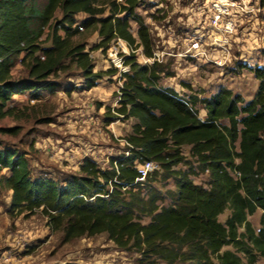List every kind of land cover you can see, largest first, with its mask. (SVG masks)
Instances as JSON below:
<instances>
[{"label":"trees","instance_id":"16d2710c","mask_svg":"<svg viewBox=\"0 0 264 264\" xmlns=\"http://www.w3.org/2000/svg\"><path fill=\"white\" fill-rule=\"evenodd\" d=\"M140 4L0 0V118L12 112L8 103L14 95L28 92L39 99L40 91L58 86L50 77L71 66L86 89L115 75L112 67L94 71L85 43L72 39L87 32L98 38L92 49L105 51L116 38L130 48L128 71L118 78L117 105L106 107L105 121L134 120L123 137L126 153L111 156L106 168L84 158L78 172L62 180L32 176L23 153L0 145V188L11 191L7 212H39L62 243L105 233L119 249L138 253L139 264H254L264 259V66L249 67L257 87L242 105L241 96L224 87L201 98L180 95L159 84L163 69L157 59L141 64L135 58L137 48L154 57L150 29L136 11ZM18 63L23 75L14 77ZM197 104L205 118L198 116ZM146 161L159 168L140 180L136 164ZM197 173H206L207 187L193 181ZM169 178L174 189L155 187ZM164 198L168 205L160 203ZM258 208L256 231L248 216ZM225 209L230 213L221 222Z\"/></svg>","mask_w":264,"mask_h":264},{"label":"rangeland","instance_id":"374dc122","mask_svg":"<svg viewBox=\"0 0 264 264\" xmlns=\"http://www.w3.org/2000/svg\"><path fill=\"white\" fill-rule=\"evenodd\" d=\"M209 1L141 0L136 11L150 29L153 50L163 69L160 85L173 87L185 97L196 95L198 98L224 87L233 95H240L242 105L253 97L257 87L249 67L264 66V6L261 0H242L243 9L246 7L252 12L240 13L233 34L225 37L209 24ZM131 25L135 30L136 24L131 22ZM72 39L85 43L94 71L114 68L107 61L108 49H92L98 42L95 33L84 32ZM193 42L199 43L197 48L192 46ZM112 44L113 41L109 46ZM42 45L48 46L49 42ZM128 51L131 52L129 47ZM134 55L141 64L152 62L141 48L135 49ZM13 73L14 77L23 75L19 63ZM118 78L117 70L115 75L104 76L94 87L86 89L79 70L71 66L50 77L58 86L40 91L39 99L31 98L28 92L14 95L8 103L12 112L0 118L1 147L23 153L32 176L45 174L62 180L78 172L84 158L93 159L102 168L108 167L111 156L126 153L123 137L131 132L134 122L132 118L116 119L110 124L105 121L106 107L112 109L117 105L121 85ZM181 82L188 83L190 89L182 87ZM197 107L198 116L205 118L202 105ZM182 152L191 158L187 146ZM191 178L207 187L206 173H197ZM154 185L161 191L174 189L171 178L157 180ZM10 194L11 191L0 188V245L7 246L0 252V264H139L138 253L119 249L105 233L62 243L61 234L50 232L45 217L39 212L30 216L8 214ZM160 203L168 205L170 200L164 198ZM229 213L225 209L218 219L223 222ZM260 214L258 208L248 216L256 231ZM147 220L142 219L144 223ZM254 264H264V259L258 257Z\"/></svg>","mask_w":264,"mask_h":264},{"label":"built area","instance_id":"2783aa9c","mask_svg":"<svg viewBox=\"0 0 264 264\" xmlns=\"http://www.w3.org/2000/svg\"><path fill=\"white\" fill-rule=\"evenodd\" d=\"M241 4L242 0H210V26L213 27V29L219 30V33L223 34L225 37L233 34L237 16L243 12H252L246 7L243 9ZM198 44V42H193L192 46L197 48ZM128 55L129 51L126 42L120 38H116L113 40V44L108 47L107 61L109 65H113L120 74L121 72L128 71V65L125 64V58ZM149 59H152V61L157 59L155 53L154 57ZM136 168L140 173L139 179L143 180L149 172L158 169L159 165L154 161H146L143 163H137Z\"/></svg>","mask_w":264,"mask_h":264},{"label":"crops","instance_id":"0c3cea01","mask_svg":"<svg viewBox=\"0 0 264 264\" xmlns=\"http://www.w3.org/2000/svg\"><path fill=\"white\" fill-rule=\"evenodd\" d=\"M58 15H60V13H59ZM6 247H7V246H6L5 244L0 245V248L2 249L0 252H2Z\"/></svg>","mask_w":264,"mask_h":264}]
</instances>
